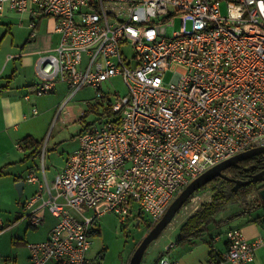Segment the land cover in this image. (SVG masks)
Returning <instances> with one entry per match:
<instances>
[{
  "label": "built area",
  "instance_id": "built-area-1",
  "mask_svg": "<svg viewBox=\"0 0 264 264\" xmlns=\"http://www.w3.org/2000/svg\"><path fill=\"white\" fill-rule=\"evenodd\" d=\"M6 8L29 17L31 36L38 19L56 22L59 42L36 61L33 96L63 83L69 98L90 86L106 100L101 85L116 76L127 89L79 136L52 185L44 167V182L27 177L38 183L23 205L29 225H41L46 209L56 219L45 241L27 245L29 264H100L87 253L101 217L143 213L154 226L205 171L264 147V0H0V14ZM226 239L209 264H247L264 245L239 229Z\"/></svg>",
  "mask_w": 264,
  "mask_h": 264
},
{
  "label": "rangeland",
  "instance_id": "rangeland-1",
  "mask_svg": "<svg viewBox=\"0 0 264 264\" xmlns=\"http://www.w3.org/2000/svg\"><path fill=\"white\" fill-rule=\"evenodd\" d=\"M222 13H225L224 6H222ZM190 27L191 25L188 23L187 28ZM179 28L180 21L175 19L172 30L177 31ZM30 31L32 32V30ZM123 50L128 57L131 56V47H126ZM172 76V72H166L165 83L170 82ZM101 91L106 96V100H99L97 90L90 86H85L69 98L66 86L63 83H57L54 91L50 94L32 97L33 104H28V121L24 123L23 127H31L34 133L32 138L41 145V152L38 156L32 157L33 159L30 158L24 162L26 168L31 167L41 181L44 182L42 175V167H44L48 183L53 184L55 175L63 167L68 155L77 149L79 136L87 128L97 124L102 119L105 120L106 117L104 116H106V110L110 105L108 100L113 102L115 93L124 96L127 89L122 78L116 76L109 82L103 83ZM68 98L69 100H67ZM65 100L67 102L64 105ZM33 109H36V114L32 113ZM19 152H21L22 160L25 159V156L29 157L28 150L23 149ZM226 175L229 176L228 173ZM2 187L0 185V196L5 194ZM13 187L16 192V202L11 201L9 204H5L0 200V216L6 220H11V222L25 215L22 208L24 198L18 194L15 184ZM213 193L211 187H204L195 192L158 238L148 245L140 264H156L161 256L169 257L178 264H200L199 258L202 255L200 248L192 252L190 250L193 247V240L179 241L178 239L182 234L181 225L193 216L202 204L209 202ZM257 195V190L253 189L246 196L238 195L234 201L236 203L246 201L251 204ZM233 204L230 203L229 206L232 207ZM7 208H14V210L9 211ZM230 209L228 207L217 215L228 212ZM9 214L12 216L10 217ZM86 216H91V214ZM53 220L56 219L46 209L44 223L38 227L48 226ZM150 222V218L143 213L135 218H127L123 223L119 221L118 216L112 213L104 215L97 221L96 232L90 238L88 257L92 259L99 255L100 264H128L135 249L153 227H149ZM19 230L20 227L14 230L9 229L0 235V264H5L4 259L6 257L10 258L6 261L7 264H15L13 259L15 248L12 245L14 239H11V235H17Z\"/></svg>",
  "mask_w": 264,
  "mask_h": 264
},
{
  "label": "crops",
  "instance_id": "crops-1",
  "mask_svg": "<svg viewBox=\"0 0 264 264\" xmlns=\"http://www.w3.org/2000/svg\"><path fill=\"white\" fill-rule=\"evenodd\" d=\"M55 23L53 18L38 19L35 35L31 36L29 17L26 14L14 13L7 8L0 14V170H3V175L0 176V181L3 182L0 185L5 190L0 200L5 204L16 202L13 185L20 181L23 182L20 195L24 198L23 205L38 188V183L26 181L33 170L31 167L26 168L24 160L21 159L19 150L23 149L20 148L22 144L19 142L27 136H34L31 127L23 125L28 121V104H33V86L38 81L36 61L40 55L52 52L59 42ZM25 96L30 98L25 100ZM28 152L30 153L29 150ZM37 178L41 181L40 177ZM242 202H235L232 207L228 204L225 209L228 207L231 209L216 215L202 237L193 240V247L190 250L192 252L200 248L202 254L199 258L200 264H209L210 261L222 257L227 248L226 233L231 229H239L249 242L264 238V205ZM24 216L16 218L13 222L1 216L5 231L20 227L17 235H11V239H14L12 245L15 248L13 253L15 264H29L27 245L45 241L56 222L53 220L48 226L33 228ZM5 231L1 234L7 232ZM4 260L7 264L6 261L10 258L6 257ZM247 264H264V245L255 251L254 259Z\"/></svg>",
  "mask_w": 264,
  "mask_h": 264
},
{
  "label": "trees",
  "instance_id": "trees-1",
  "mask_svg": "<svg viewBox=\"0 0 264 264\" xmlns=\"http://www.w3.org/2000/svg\"><path fill=\"white\" fill-rule=\"evenodd\" d=\"M21 143L22 149L30 151L28 154L29 157L25 156L24 161L30 158L33 159L32 157L38 156L40 154L41 145L31 136L25 137ZM262 170H264V154H259L241 161L223 172L225 176H227L226 173H228V177L230 179L216 178L205 185L204 187H211L213 189V196L209 202L202 204L196 213L189 217L187 221L181 225L182 234L178 240L192 241L202 237V235L207 231L208 225L214 220V217L219 212L223 211L228 204L235 203L234 200L238 195L246 196L253 189H255L257 190L258 195L251 204L264 205V201H262L259 197V191L264 189V182L252 183L242 186L237 192H232L234 181H246L251 176L261 172ZM2 174L3 170H0V176H2ZM185 205L186 203L184 206ZM149 227L152 226L150 225Z\"/></svg>",
  "mask_w": 264,
  "mask_h": 264
},
{
  "label": "water",
  "instance_id": "water-1",
  "mask_svg": "<svg viewBox=\"0 0 264 264\" xmlns=\"http://www.w3.org/2000/svg\"><path fill=\"white\" fill-rule=\"evenodd\" d=\"M259 154H264V147L253 148L237 154L230 159H227L212 168L205 171L199 177L194 179L169 205L166 212L162 216V218L150 229V231L143 238L141 243L135 249L130 261L128 264H140L143 254L148 247V245L154 241L161 232L171 223L175 215L183 208L184 204L191 198V196L197 192L199 189L210 183L216 178L230 179L228 176H225L223 172H225L228 168L233 165L244 161L248 158L254 157ZM264 182V170L261 172L251 176L246 181H234V186L232 188V192L238 191V189L242 186H246L252 183ZM15 188L19 195L22 193L23 182L20 181L15 184ZM259 197L262 201H264V189L259 191Z\"/></svg>",
  "mask_w": 264,
  "mask_h": 264
}]
</instances>
